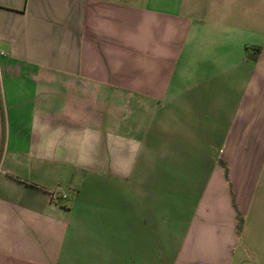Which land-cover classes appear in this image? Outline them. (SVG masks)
<instances>
[{"label": "crops", "instance_id": "0c3cea01", "mask_svg": "<svg viewBox=\"0 0 264 264\" xmlns=\"http://www.w3.org/2000/svg\"><path fill=\"white\" fill-rule=\"evenodd\" d=\"M0 264H264V0H0Z\"/></svg>", "mask_w": 264, "mask_h": 264}, {"label": "built area", "instance_id": "2783aa9c", "mask_svg": "<svg viewBox=\"0 0 264 264\" xmlns=\"http://www.w3.org/2000/svg\"><path fill=\"white\" fill-rule=\"evenodd\" d=\"M58 198L65 199V195L64 194L59 195L57 192H51L50 201L56 202Z\"/></svg>", "mask_w": 264, "mask_h": 264}, {"label": "trees", "instance_id": "16d2710c", "mask_svg": "<svg viewBox=\"0 0 264 264\" xmlns=\"http://www.w3.org/2000/svg\"><path fill=\"white\" fill-rule=\"evenodd\" d=\"M241 225H242V220L238 219V224H237V231L240 232L241 230Z\"/></svg>", "mask_w": 264, "mask_h": 264}]
</instances>
